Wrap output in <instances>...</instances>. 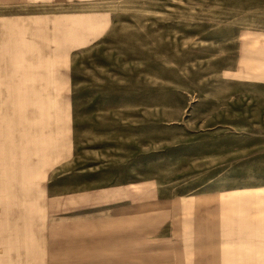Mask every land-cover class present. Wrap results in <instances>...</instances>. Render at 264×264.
I'll list each match as a JSON object with an SVG mask.
<instances>
[{"label": "rangeland", "instance_id": "rangeland-1", "mask_svg": "<svg viewBox=\"0 0 264 264\" xmlns=\"http://www.w3.org/2000/svg\"><path fill=\"white\" fill-rule=\"evenodd\" d=\"M191 204L264 261V0H0V264H115Z\"/></svg>", "mask_w": 264, "mask_h": 264}, {"label": "crops", "instance_id": "crops-1", "mask_svg": "<svg viewBox=\"0 0 264 264\" xmlns=\"http://www.w3.org/2000/svg\"><path fill=\"white\" fill-rule=\"evenodd\" d=\"M193 204H191L192 207L189 206L192 214L189 217L193 218L178 219L184 225V235L187 234L184 237L185 239L181 237L182 232L180 230L178 232L179 237L176 239L164 238L162 239L163 242L159 243L147 240L144 248H139L137 244L128 245V247L122 249L110 250L108 256L112 254L113 257H117L118 261L115 264H137L136 261L140 255L145 257L144 264H173L170 258L175 255H185V264H264V261H261L263 255L260 257L259 253L252 254L251 250L253 249H250L248 241L233 240L230 233L228 235L227 232H222L223 226L233 225V222H230L234 219L233 215L229 216V220L227 218L224 220L223 213L219 219L217 215L218 205L215 204L211 210L216 213L212 212L210 216L205 217L197 215V218H195L199 209H197V206L194 208ZM225 221L228 222L225 224ZM207 223L210 227H206ZM84 250H86V247H83ZM106 256V245L103 249L102 246H99L98 264H107ZM152 258L153 263H150L149 261ZM177 264H181V261Z\"/></svg>", "mask_w": 264, "mask_h": 264}]
</instances>
